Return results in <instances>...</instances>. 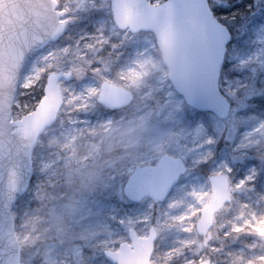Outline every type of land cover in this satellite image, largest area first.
Instances as JSON below:
<instances>
[{
    "label": "rangeland",
    "instance_id": "374dc122",
    "mask_svg": "<svg viewBox=\"0 0 264 264\" xmlns=\"http://www.w3.org/2000/svg\"><path fill=\"white\" fill-rule=\"evenodd\" d=\"M55 2L64 26L28 64L12 107L15 121L33 109L50 73L65 75L55 117L31 153L30 183L12 208L19 264H111L103 249L128 241L129 227L145 236L150 226L151 264H264V4L227 45L219 84L231 109L218 118L174 90L151 32L114 25L110 0ZM103 81L129 89L132 100L104 108ZM162 153L187 166L167 198L126 199L121 184L133 167ZM217 172L230 177L233 199L204 245L196 222L207 175Z\"/></svg>",
    "mask_w": 264,
    "mask_h": 264
},
{
    "label": "water",
    "instance_id": "95a60500",
    "mask_svg": "<svg viewBox=\"0 0 264 264\" xmlns=\"http://www.w3.org/2000/svg\"><path fill=\"white\" fill-rule=\"evenodd\" d=\"M55 0H0V264H19V242L12 208L32 177L31 153L53 121L61 103L58 81L50 73L34 109L13 121L12 106L21 78L35 53L60 35L64 26ZM112 21L118 29L154 35L167 78L183 100L198 111L225 118L231 103L221 91L219 75L231 33L213 13L208 0H110ZM65 76V75H64ZM132 93L110 82L100 86L98 101L115 107L128 103ZM187 170L180 156L160 155L155 163L137 164L122 192L132 202L143 198L163 201ZM210 194L200 208L197 233L206 245L214 217L232 199L231 182L223 172L207 176ZM128 241L104 249L111 264H151L156 230L138 235L128 228ZM197 264H211L206 258Z\"/></svg>",
    "mask_w": 264,
    "mask_h": 264
},
{
    "label": "trees",
    "instance_id": "16d2710c",
    "mask_svg": "<svg viewBox=\"0 0 264 264\" xmlns=\"http://www.w3.org/2000/svg\"><path fill=\"white\" fill-rule=\"evenodd\" d=\"M208 1L214 15L222 23H224L230 30L232 39L240 30L239 28L243 26L244 23H247L251 15L255 11L259 10L261 6H263L264 4V0H208ZM40 92H42V90ZM40 97L41 95L40 96L38 95L37 98ZM221 142L222 141L220 138L217 144L220 146ZM258 156L263 157V155L260 152ZM126 178L123 180L121 187L123 186ZM232 199L229 203L225 204L224 208L221 211H223L225 207H227L232 202ZM77 245H79V247H81L84 251H87L86 250L87 248L84 245H80V244Z\"/></svg>",
    "mask_w": 264,
    "mask_h": 264
},
{
    "label": "flooded vegetation",
    "instance_id": "af4514ba",
    "mask_svg": "<svg viewBox=\"0 0 264 264\" xmlns=\"http://www.w3.org/2000/svg\"><path fill=\"white\" fill-rule=\"evenodd\" d=\"M98 104H100L99 103V101H98ZM101 106H103L104 108H107V109H110V110H117V109H119V108H122L124 105H125V103L123 102V100H120L119 102H117V105H115V107H109L107 104H100Z\"/></svg>",
    "mask_w": 264,
    "mask_h": 264
}]
</instances>
